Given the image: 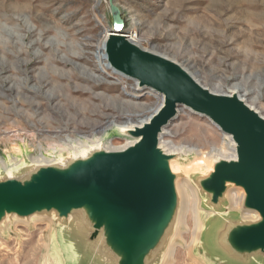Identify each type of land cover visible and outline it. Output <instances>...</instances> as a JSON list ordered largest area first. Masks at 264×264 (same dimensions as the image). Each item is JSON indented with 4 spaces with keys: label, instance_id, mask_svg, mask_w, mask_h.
Masks as SVG:
<instances>
[{
    "label": "rangeland",
    "instance_id": "rangeland-1",
    "mask_svg": "<svg viewBox=\"0 0 264 264\" xmlns=\"http://www.w3.org/2000/svg\"><path fill=\"white\" fill-rule=\"evenodd\" d=\"M112 3L123 21L121 30L142 38L143 49L174 59L210 92L232 95L234 90L264 117V0ZM95 4L0 0V168L22 163L13 170L22 184L35 180L47 164L58 172L69 164L77 167L72 160L97 144L108 150L122 147L132 138L117 125L151 116L160 102L150 89H136L133 81L99 64V41L113 29V20L109 0ZM166 130L161 141L169 148L161 144L163 149L179 152L170 167L176 173L182 219L164 264H218L214 261L220 259L202 256L194 244L195 210L201 221L205 214L190 179L200 172L198 161H205L206 169L218 157H230V141L207 118L183 108ZM6 179L3 170L0 182ZM228 186L226 206L236 208L238 217L247 216L233 195H242L243 188ZM58 217L47 210L26 217L5 213L0 264H64L53 226Z\"/></svg>",
    "mask_w": 264,
    "mask_h": 264
},
{
    "label": "water",
    "instance_id": "water-1",
    "mask_svg": "<svg viewBox=\"0 0 264 264\" xmlns=\"http://www.w3.org/2000/svg\"><path fill=\"white\" fill-rule=\"evenodd\" d=\"M109 5L116 34L106 44L111 67L122 77L137 81L139 89L161 95V108L140 133L133 128L131 132L117 128L132 142H140L124 149L128 153L119 159L111 182L100 180L108 170L93 181L86 176L81 184L73 181L81 172L92 171L95 158L116 155L118 150L104 149L101 144L82 152L72 160L77 167L69 164L63 172L44 163L47 165L42 173L27 184L13 175L22 163L0 168V174L3 170L7 174V179L0 182V220L7 212L23 217L42 210L57 212L59 217L53 226L57 244L65 253L64 264H164L180 229L176 173L170 170L179 152L164 150L159 138L183 108L207 118L231 137L230 145L237 156V162L232 156L218 157L213 166L197 170L200 172L190 179L198 207L205 214L194 244L211 261L215 260L213 251L231 249L223 259L214 261L218 264H264V119L236 98L201 88L177 63L120 36L123 21L112 0ZM31 163L34 166V161ZM52 174L62 182L48 185L45 177ZM231 183L244 190L238 208L248 211L247 216L238 217L236 208L226 206ZM10 188L12 193H8ZM28 192L41 196L28 210H15L13 207ZM86 205L92 208H83ZM254 212L258 218L250 216Z\"/></svg>",
    "mask_w": 264,
    "mask_h": 264
},
{
    "label": "bare ground",
    "instance_id": "bare-ground-1",
    "mask_svg": "<svg viewBox=\"0 0 264 264\" xmlns=\"http://www.w3.org/2000/svg\"><path fill=\"white\" fill-rule=\"evenodd\" d=\"M102 2V0H95V5L98 6L100 5V3ZM133 26H138V23L135 22V24ZM110 36H116V34L111 30L110 32H104V34L102 35L100 41H99V45H98V48H97V53H96V57L99 61V64H101V67H105L106 69H108L111 73L113 74H117V72L111 67L110 65V62H109V58H108V54H107V42L109 40V37ZM120 36L126 38L130 43L134 44L135 46L137 47H140V42L143 41L142 38H140L136 33H129V35H126L125 32L122 30L121 33H120ZM146 50V49H145ZM149 51V50H147ZM151 53H154L152 51H150ZM154 54H157V53H154ZM159 55V54H157ZM165 59H167L168 61L172 62V63H176L174 59H168L167 56L165 55H159ZM103 63V64H102ZM186 70V69H184ZM100 71H101V68H100ZM103 73H105L104 71H102ZM190 75V73H187ZM119 75V74H117ZM121 76V75H119ZM191 77L196 81V83L201 87L200 83L191 75ZM125 78V77H124ZM135 83V86H136V89H139V84L137 81H133ZM201 88L204 89V87L202 86ZM152 91V90H151ZM153 93L157 94L161 99H160V102L158 103V105L152 110V114L150 115H153L155 114L162 106V103H163V97L161 95H159L158 93L152 91ZM211 94H214V95H224V94H216V93H213V92H210ZM237 92H235L234 90L232 91V95H225L227 97H230V98H236L237 100H239L240 102H244L243 100H241L238 96H236ZM235 95V96H234ZM248 109H250L252 112H254L256 115H258L260 118L264 119V117H262L261 115H259L257 113V111H255L254 109H252V107H249L247 104L243 103ZM180 110V109H179ZM151 116L145 118V119H142V120H138L136 124H133L131 123V121H129L130 123H126V124H121V125H117L116 128H122L124 129L125 131L127 132H131L132 128L136 130H138V132H142L146 126V123L149 122V118ZM112 125H115L113 123H111ZM213 125V124H212ZM214 126V125H213ZM216 127V126H215ZM109 128L110 125H109ZM217 128V127H216ZM218 129V128H217ZM166 129L163 130V134L164 135L166 133ZM132 132H135V131H132ZM135 132V133H136ZM162 135L160 136L159 140H160V143L163 144L166 148H169V146L167 145V143H163L161 141V138H162ZM224 135V134H223ZM225 139H228L230 142H231V145L233 144L232 142V138L225 135ZM140 142V140L138 141H130L128 143H125L124 145H122V147L120 148H112V150H118L116 151L114 154H116L115 156H105V155H101L99 156L98 158H95V161H93L91 163L92 165V171L91 172H81L80 174H78V176L74 177L73 181L78 183V184H81V182L84 181V176L88 177L89 178V181H93L94 179L96 178H100L99 176H102L103 177V174H104V171L105 170H108V174L102 178H100V180H103L101 183H108V182H111L114 178H115V169L116 168H119V163L121 162L119 159H122V156H124L125 154H127L128 152L124 149H126L127 147L130 146L131 147H134L135 145H137L138 143ZM173 148V146H172ZM179 150L182 149V147H177ZM121 150V151H120ZM124 150V151H123ZM174 150V148H173ZM176 149V151H179ZM188 152H191L192 149L189 148L187 149ZM231 154V155H230ZM229 155L232 156V159L237 162V156H236V153H235V150L233 152H231ZM224 156V155H223ZM207 157V156H205ZM208 158V157H207ZM203 160V159H202ZM195 164V162H194ZM197 164V167L200 169L202 168L201 166H203L204 168V165H205V161H198ZM195 166V165H194ZM209 165H207L208 167ZM162 167V165H161ZM163 168V167H162ZM172 167H170V170ZM205 169V168H204ZM166 170V167L164 166V171ZM45 180L47 181L46 183L48 185H51V182L53 181H58V182H62L61 178L58 176V175H55V174H52V175H47L45 177ZM10 182L13 183V179L11 178L10 179ZM96 183H99V182H96ZM13 190H11V188L8 190V193H12ZM233 195H235V198L234 200L238 199L237 201V206L236 207H239L240 205V201H241V196L238 194V193H234ZM41 196V195H40ZM39 195H35V194H32V193H27L26 195L22 196L20 202L18 204H16L13 208L15 210H21V211H24V210H28L30 207H31V203L32 201L35 202L37 197H40ZM237 196V197H236ZM193 198V197H192ZM189 200V199H188ZM197 204V203H196ZM92 208L91 206H84L83 208H86V209H89V208ZM197 209V207H196ZM198 211V209H197ZM199 213V211H198ZM195 217H194V230L196 231L195 233V238H194V241L196 242V237H197V234L199 232V230L201 229V218H200V214H196V210H195V213H194ZM250 216L252 217H255V218H258L257 214L254 212L253 214H251ZM182 219V218H181ZM202 229H203V225H202ZM230 251V253L232 252L231 249H228V248H222V249H217L214 251V258L215 259H223L224 258V255L226 253H228ZM170 256V255H169Z\"/></svg>",
    "mask_w": 264,
    "mask_h": 264
}]
</instances>
